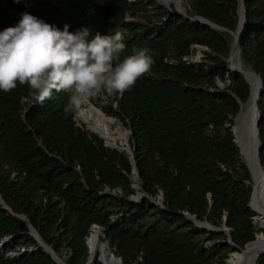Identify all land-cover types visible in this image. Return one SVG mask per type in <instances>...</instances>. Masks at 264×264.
<instances>
[{"label":"trees","instance_id":"trees-1","mask_svg":"<svg viewBox=\"0 0 264 264\" xmlns=\"http://www.w3.org/2000/svg\"><path fill=\"white\" fill-rule=\"evenodd\" d=\"M187 1L188 16L202 17L226 32L170 17L153 3L0 0V29L27 11L58 27L68 23L70 31H122L121 57L147 48L154 61L130 89L114 92L112 101H90L130 132L133 160L75 125L80 108L65 111L70 92H54L41 104L27 84L0 91V196L65 264L88 262L86 239L93 226L102 230L122 264H227L233 252L227 236L199 229L185 213L230 229L236 252L257 233L264 234L252 220L251 177L232 132L239 101L249 98V86L230 72L228 61L239 0ZM243 1L241 62L262 85L258 130L264 168V0ZM194 45L207 51L200 62L187 63L183 58ZM132 162L147 197L141 203L130 200L136 194ZM158 196L164 208L149 200ZM13 214L0 204V243L10 237L0 249V264H56L36 249L27 225ZM92 264L101 263L94 259ZM256 264H264V257Z\"/></svg>","mask_w":264,"mask_h":264},{"label":"clouds","instance_id":"clouds-1","mask_svg":"<svg viewBox=\"0 0 264 264\" xmlns=\"http://www.w3.org/2000/svg\"><path fill=\"white\" fill-rule=\"evenodd\" d=\"M69 29L68 23L58 27L27 11L14 25L0 29V91L27 84L41 104L54 92L68 91L65 111L70 112L101 91L130 89L154 63L147 48L121 57L122 31L92 34L88 27Z\"/></svg>","mask_w":264,"mask_h":264},{"label":"water","instance_id":"water-1","mask_svg":"<svg viewBox=\"0 0 264 264\" xmlns=\"http://www.w3.org/2000/svg\"><path fill=\"white\" fill-rule=\"evenodd\" d=\"M132 3H138L140 1L138 0H130ZM165 8L167 9V11L169 12V15L170 17L171 16H174V17H183L186 21H192V22H195L196 24H199L203 27H207V28H210L212 30H215V31H218V32H226V30L218 25H216L215 23L209 21V20H206L202 17H199V16H193V17H190L188 15H185L179 11H177V9L172 12L171 8L168 7V6H165ZM245 23H246V19H245V8H244V1L243 0H239V21H238V25H237V29L235 32H230V35L232 36L233 38V44H232V50H231V53H230V56H229V69H230V72H233V73H238L240 75H242L244 81L246 82V84L249 86V98L248 100L245 102L246 104L248 103L249 99L252 97L253 95V92H252V89L247 81V78L245 76V74L239 70H232L231 71V64H230V61L232 59V57L234 55H237L241 61V50H240V46H239V41L244 33V29H245ZM201 50L203 51H207L206 48H203V47H200ZM249 70V69H248ZM249 72L251 73V75H253L258 83V90L255 94V101H254V113L251 112L250 109L247 108V110L245 111V117H244V137H245V148L248 147L249 150L252 151V154L254 155L255 157V165L257 166V168L259 169V173H254L252 172V170L250 169V166H249V163L243 158V162L244 164L246 165V168L250 174V177H251V195H250V200H249V208L251 209V211L253 212V214L255 213H261V211H255L253 210L252 208V204H253V201H255L258 205H259V209L264 211V168L262 166V163H261V159H260V150H261V147H262V144H261V141H260V134H259V130H258V125H259V111H258V103H259V98H260V95L262 93V85H261V81H260V77L257 76L254 72H252L251 70H249ZM218 87H220V83L217 84ZM240 110L238 112V114L235 116L234 118V125L236 123V119L237 117L240 115ZM254 115V117H253ZM114 120H117L116 118H113ZM118 124L121 128H123L124 132L127 134V138L126 140L124 141V145L129 149L127 150L125 147L123 148V150H119V149H115V148H111L109 146H107L105 144V142L97 135H95L96 137H98L99 139H101L103 141V144L105 147H108L110 149H114V150H117L118 152H123L124 154H127L130 156V158L133 160V153H132V150L130 149L129 147V134L130 132L127 131L123 125L118 121ZM234 125L232 127V132H233V135H234V142L236 143V136H235V132H234ZM86 129V128H85ZM87 130V129H86ZM94 135V134H93ZM238 149H239V153H240V156L242 155V152L240 150V147L239 145L236 143ZM243 157V156H242ZM132 166H133V173H135V178L136 180H138L139 182V174L136 172V165L134 162H132ZM132 188L136 191V188L134 186H132ZM139 194H140V197L137 199H135L137 196H132L130 198V200L133 202V203H141L143 201V199L147 198L144 191H143V186L140 185L139 187ZM137 193V191H136ZM149 200L155 204L157 207L159 208H164V206L162 205L161 203V200H162V197L158 198V199H154V198H149ZM0 204L2 206V208L6 209L9 211V213L13 214L10 210V208L3 202L1 196H0ZM188 219L192 220V222L195 224V226H197L199 229H202V230H207L209 233H224L226 236H227V242L231 245V247L233 249H238V247H236L233 243H232V239H231V230L228 229L227 227L223 226L221 228H214L212 227L211 225H209L207 222H199L197 220H195L194 216H190L189 214L185 213L184 214ZM263 216V214H261ZM13 216L21 219L22 221L25 222V224L27 225L28 227V234L30 236H32L36 242H37V247L36 249L38 248H41L43 252H45L47 255H49L55 262L56 264H65V262L59 258L55 252L42 240V238L39 236L38 232L35 230V228L29 223L28 219L23 216V215H16V214H13ZM253 220V218H252ZM205 225V226H204ZM92 228H97V229H100L98 226H93ZM10 237L8 238H5L1 243H0V249L3 248L4 244H6L8 241H9ZM103 243L108 247L109 249V246H108V242L106 240V237L105 235L103 236ZM252 243V242H250ZM248 243V244H250ZM246 244L244 246V248L248 245ZM110 251V249H109ZM23 252V250H22ZM262 254L264 253H260L256 256V258H261V257H264L262 256ZM115 258L119 261L120 264H122V261L120 259V257L118 256H115ZM94 261L93 258H90L88 259V262L86 264H92Z\"/></svg>","mask_w":264,"mask_h":264},{"label":"bare ground","instance_id":"bare-ground-1","mask_svg":"<svg viewBox=\"0 0 264 264\" xmlns=\"http://www.w3.org/2000/svg\"><path fill=\"white\" fill-rule=\"evenodd\" d=\"M159 4L163 6L172 7L175 6L177 11L187 15V9L185 7L184 0H157ZM223 33V32H222ZM226 33H224L225 35ZM223 35V36H224ZM227 36V34H226ZM229 36V35H228ZM227 36V37H228ZM228 63V62H227ZM231 71L236 69L243 72L247 78V81L252 89L253 95L249 99L248 103H242L239 101L240 115L236 119L234 125V132L236 136L237 144L240 147L243 158L249 163L252 172L259 173V169L255 165V157L252 151L248 147L245 148V137H244V117L245 111L248 109L254 113V99L255 94L258 90V83L253 75L246 69L237 55H234L230 61ZM232 73V72H231ZM236 75V74H235ZM238 75V74H237ZM242 76V75H241ZM76 117L80 122L83 123L85 128L94 135L99 136L107 146L119 150H123L125 147L124 141L127 138V134L119 124L115 125L111 117H106L101 110L94 108L88 103V100L80 107L76 113ZM254 117V115H253ZM122 153V152H121ZM264 171V170H263ZM137 180L135 178V188L137 196L135 199L138 200L140 197L139 188L136 186ZM133 184V185H134ZM252 208L255 211H261V213H255L253 220L256 229L264 231V211L259 209V205L253 201ZM263 214V216L261 215ZM205 226V225H204ZM90 258L97 259L101 264H120L115 258V255L109 251L108 247L100 241L99 230L92 228L90 235L86 239ZM260 253H264V234L262 232L257 233L255 240L248 244L241 251H234L227 260V264H256L259 258L256 256ZM264 256V254H262Z\"/></svg>","mask_w":264,"mask_h":264},{"label":"rangeland","instance_id":"rangeland-1","mask_svg":"<svg viewBox=\"0 0 264 264\" xmlns=\"http://www.w3.org/2000/svg\"><path fill=\"white\" fill-rule=\"evenodd\" d=\"M138 1H140V3H143L145 6H149L150 5V3H153V4H157V5H159V6H161V7H163V8H165V6H163V5H161V4H159L158 3V1L157 0H138ZM185 1V7H186V9H187V11H189V9H188V1L187 0H184ZM166 9V8H165ZM167 10V9H166ZM171 10H172V12H174L175 10H176V7L175 6H172L171 7ZM196 56H197V52L196 51H192L191 52V54H190V58L194 61V62H192V63H198V62H200V60H201V58L198 60V61H195V58H196ZM246 68V67H245ZM247 69V68H246ZM224 84H221L220 83V89H223L224 88ZM98 99L99 101H100V103H101V105H105L107 102H109V101H112L113 100V98H114V93H107L106 91H101V92H99L97 95H95L94 97H91V98H89L88 99V103L91 105V106H93L94 108H96L90 101H91V99ZM96 109H99V108H96ZM100 110V109H99ZM76 113L77 112H75V114H74V122H75V125L76 126H78V127H82V126H84L83 125V123L82 122H80L79 120H78V118L76 117ZM104 114V113H103ZM105 115V114H104ZM106 116V115H105ZM106 117H108V116H106ZM112 118V120L114 121V124L115 125H117L118 124V121L117 120H114L113 119V117H111ZM85 127V126H84ZM88 131V130H87ZM89 132V131H88ZM90 133V132H89ZM91 134V133H90ZM236 143H237V141H236ZM241 159H242V161H243V157H242V155H241ZM132 182H133V184L135 183V173H133V175H132ZM137 184H136V186H138V188L140 187V184H139V182H138V180H137V182H136ZM134 187H135V184L133 185ZM160 196V195H159ZM158 196V197H159ZM160 198V197H159ZM255 225V224H254ZM99 230V237H100V241H102L103 242V236H104V234H103V232H102V230L101 229H98ZM91 232V231H90ZM90 235V234H89ZM233 249V248H232ZM237 249H233V252L234 251H236ZM233 252H231L230 253V255L233 253ZM9 255V257H11V258H13V257H16L17 256V254H8ZM230 255H229V257H230Z\"/></svg>","mask_w":264,"mask_h":264},{"label":"built area","instance_id":"built-area-1","mask_svg":"<svg viewBox=\"0 0 264 264\" xmlns=\"http://www.w3.org/2000/svg\"><path fill=\"white\" fill-rule=\"evenodd\" d=\"M190 50H191V52L192 51H196L197 52V56H196V58H195V61H198L201 57H202V53L204 52L203 50H201L200 49V47L199 46H192L191 48H190ZM183 60L185 61V62H187V63H192V62H194L191 58H190V56H188V57H185V58H183ZM9 254H12V253H9Z\"/></svg>","mask_w":264,"mask_h":264}]
</instances>
